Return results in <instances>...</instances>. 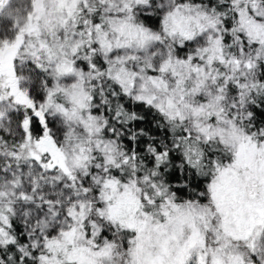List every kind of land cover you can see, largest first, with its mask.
I'll use <instances>...</instances> for the list:
<instances>
[{"label":"snow or ice","instance_id":"6c2138e0","mask_svg":"<svg viewBox=\"0 0 264 264\" xmlns=\"http://www.w3.org/2000/svg\"><path fill=\"white\" fill-rule=\"evenodd\" d=\"M0 264H264V0H0Z\"/></svg>","mask_w":264,"mask_h":264}]
</instances>
